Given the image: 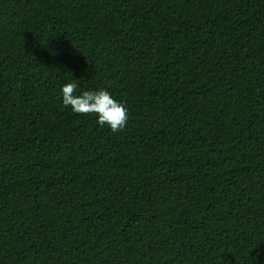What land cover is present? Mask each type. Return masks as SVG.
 <instances>
[{
	"label": "trees",
	"instance_id": "16d2710c",
	"mask_svg": "<svg viewBox=\"0 0 264 264\" xmlns=\"http://www.w3.org/2000/svg\"><path fill=\"white\" fill-rule=\"evenodd\" d=\"M0 264H264V0H0Z\"/></svg>",
	"mask_w": 264,
	"mask_h": 264
},
{
	"label": "clouds",
	"instance_id": "9594fccd",
	"mask_svg": "<svg viewBox=\"0 0 264 264\" xmlns=\"http://www.w3.org/2000/svg\"><path fill=\"white\" fill-rule=\"evenodd\" d=\"M77 83L72 81L63 85L61 90L62 103L65 108L70 107L78 115H95L96 123L104 128L107 126L113 133L125 129L128 123V109L115 100L106 89L84 91L76 94Z\"/></svg>",
	"mask_w": 264,
	"mask_h": 264
}]
</instances>
